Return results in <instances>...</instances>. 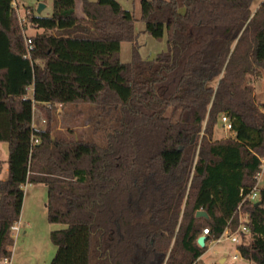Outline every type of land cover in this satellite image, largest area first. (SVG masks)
<instances>
[{"label":"trees","instance_id":"obj_1","mask_svg":"<svg viewBox=\"0 0 264 264\" xmlns=\"http://www.w3.org/2000/svg\"><path fill=\"white\" fill-rule=\"evenodd\" d=\"M53 1L52 15L28 7L21 24L13 0H0V264L28 184L47 186L48 220L66 226L51 233L50 264H202L227 228L245 263L214 264H264V185L243 201L264 159V0H141L145 32L167 35L153 59L117 0H81L83 16L77 0ZM30 28L42 32L25 57ZM81 104L118 111L105 144L54 136L57 110ZM34 107L46 129L34 127ZM223 116L235 136L215 139Z\"/></svg>","mask_w":264,"mask_h":264},{"label":"rangeland","instance_id":"obj_2","mask_svg":"<svg viewBox=\"0 0 264 264\" xmlns=\"http://www.w3.org/2000/svg\"><path fill=\"white\" fill-rule=\"evenodd\" d=\"M14 6L18 12L19 21L25 17V9L30 7L37 9L39 5H44L41 12L43 16H50L53 13V0H13ZM124 9L132 12L138 19L135 25L138 34V43L141 55L144 59H153L159 53L166 51L168 48L167 35L161 40H156L145 32V23L140 21L141 17V0H117ZM261 0H257L254 8H257ZM77 12L79 16H83L81 9V0H77ZM25 22V21H24ZM23 22V23H24ZM38 32L36 29H28L25 31V37L34 36ZM120 59L122 62H129L132 59L131 43H123L121 45ZM259 81L264 82V76ZM256 85V84H255ZM41 118H45L41 111L34 109V123L38 129H46L47 123H41ZM47 120V119H46ZM119 125V113L113 111L103 113L101 109L94 105H69L65 109L59 108L52 122L53 134L56 137L82 139L93 141L99 144L106 143V135L114 131ZM232 132L224 127L221 120L215 128L214 138L223 139L231 137ZM4 148V154L9 157L8 144L0 143ZM4 146V147H3ZM1 155V153H0ZM264 185V170L260 179V186ZM48 200V199H47ZM32 230L27 234L21 235V238L15 239L13 249L15 264H50L55 257L57 248L51 241V233L56 230L64 229L66 226L58 223H50L48 214H43L38 219H33ZM237 255L236 261L232 259ZM226 259L228 263H245L239 254L237 244L233 243L227 236H224L220 242L213 241L208 244V250L200 258L202 264H212Z\"/></svg>","mask_w":264,"mask_h":264},{"label":"crops","instance_id":"obj_3","mask_svg":"<svg viewBox=\"0 0 264 264\" xmlns=\"http://www.w3.org/2000/svg\"><path fill=\"white\" fill-rule=\"evenodd\" d=\"M14 3V1H13ZM37 32H42V30H36ZM140 50V49H139ZM141 53V52H140ZM255 97L259 103L264 104V82L258 81L255 85ZM235 134L232 133L231 137H234ZM1 145V144H0ZM4 147V146H3ZM0 179L5 180L8 178L9 169H8V159L7 153L4 154V148L0 151ZM25 197L23 202V209L20 220L18 222L19 230L16 234H14L15 239H20L21 235L27 234L28 231L32 228V221L33 219H38L43 214H47V199H48V188L44 184H37V185H26L25 188ZM231 231V230H230ZM232 233V232H231ZM230 233V234H231ZM225 236H227L225 234ZM14 249V247H13ZM14 252V251H13ZM13 262H14V253H13ZM222 261L227 262L226 259H221L218 261L221 263ZM200 262V259H199ZM215 262V263H218ZM214 264V263H212Z\"/></svg>","mask_w":264,"mask_h":264},{"label":"built area","instance_id":"obj_4","mask_svg":"<svg viewBox=\"0 0 264 264\" xmlns=\"http://www.w3.org/2000/svg\"><path fill=\"white\" fill-rule=\"evenodd\" d=\"M24 21H25L24 19H21V24H23ZM25 42H26V47H27V55H25V57H30V51L33 49V43H32V40H31L30 37H25ZM35 108L36 107H34V109ZM222 121H223L224 127L226 129H228V130H231L232 129V124L229 121V119L227 118V116H223L222 117ZM41 123H45L46 124L47 123L46 118H41ZM33 125H34L35 128H37L35 126V123ZM36 142H38V141L36 140ZM263 170H264V159L262 160V171L257 175V184L251 189V191L249 192V194L244 197V200L243 201H245L246 199L251 200V201H256L258 199L259 192H260L261 188L263 187V186L262 187L260 186V179H261V175L263 173ZM241 219H242V216H241ZM12 230H13V235L17 233V231L19 230L18 223H16L12 227ZM239 231H241V232H248L249 230H248V228L245 225H242L241 224L240 227H239ZM230 233H231L230 229L227 228L225 230V232L223 233V235L219 239H217L215 241L220 242L223 239V237L225 236V234H226L227 235V239H230L233 243H236V244L239 243L240 240H239L238 233H231V234ZM209 234H210V230L209 229H204L203 235L207 236ZM12 256L11 257L4 258L2 260V264H15L13 262ZM237 258H238L237 255H235V256L232 257V259L234 261H236Z\"/></svg>","mask_w":264,"mask_h":264},{"label":"water","instance_id":"obj_5","mask_svg":"<svg viewBox=\"0 0 264 264\" xmlns=\"http://www.w3.org/2000/svg\"><path fill=\"white\" fill-rule=\"evenodd\" d=\"M43 8H44V5H39V7H38V9H37V13H38V14H41ZM257 205H258V203H257ZM197 216H199V217H202V216H204V217H208L207 213L204 212V211H199V212L197 213ZM206 241H207V236L202 235V236L199 237V239H198L197 242H198V244H199L201 247H205V245H206ZM221 263H225V261H222Z\"/></svg>","mask_w":264,"mask_h":264}]
</instances>
